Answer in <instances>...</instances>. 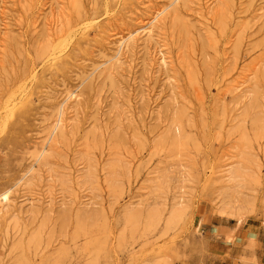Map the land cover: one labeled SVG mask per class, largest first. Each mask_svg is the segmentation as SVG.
I'll list each match as a JSON object with an SVG mask.
<instances>
[{
	"label": "rangeland",
	"instance_id": "rangeland-1",
	"mask_svg": "<svg viewBox=\"0 0 264 264\" xmlns=\"http://www.w3.org/2000/svg\"><path fill=\"white\" fill-rule=\"evenodd\" d=\"M172 1L0 0V264H264V0Z\"/></svg>",
	"mask_w": 264,
	"mask_h": 264
},
{
	"label": "bare ground",
	"instance_id": "bare-ground-1",
	"mask_svg": "<svg viewBox=\"0 0 264 264\" xmlns=\"http://www.w3.org/2000/svg\"><path fill=\"white\" fill-rule=\"evenodd\" d=\"M187 2L186 0H173L171 5H175L176 3L178 4L179 2ZM57 2V1H56ZM58 3V2H57ZM147 4V3H146ZM175 7V6H174ZM167 8H165L164 10H159L156 12L155 16L150 20V22L142 27H140L138 30L134 31V32H131L129 34V36L127 38H124L120 43H119V50L120 52H123L125 49H129L133 43L137 42L140 38L142 37H148L150 40H152L154 38V28L157 27V25L161 22V17L164 13V11H166ZM176 11V10H175ZM174 11V12H175ZM158 30V28H157ZM159 43V42H158ZM152 45V44H151ZM119 53V52H118ZM118 55V54H117ZM121 55V54H120ZM116 57V56H115ZM167 58V57H166ZM164 65H167V61L166 59H163L162 60ZM170 66V65H169ZM71 97V96H70ZM63 114H64V107H62V110L60 112V116L57 120V124L55 125L53 131H52V134L56 133L58 130L61 129V126H62V123H63ZM11 119V118H10ZM49 141V140H48ZM44 153V150L42 151V154ZM43 157V155H40ZM39 156V158H40ZM240 168V167H239ZM238 167H235V168H232L229 170V176L227 179H229V181H236L238 178L241 177V171L239 170ZM241 169V168H240ZM228 185H226L227 187ZM233 186V185H232ZM225 187V185H224ZM223 187V188H224ZM235 187V186H234ZM230 188V187H229ZM232 188V187H231ZM223 190V189H222ZM227 190V188H226ZM225 191V190H224ZM223 192V191H221ZM226 192L225 191V195H226ZM231 192V191H230ZM11 194H12V190L11 188L7 189V190H4L3 192L0 193V206H9L11 203H12V197H11ZM224 195V196H225ZM229 195L227 194V197ZM230 197V196H229ZM225 198V197H224ZM231 198V197H230ZM230 201V200H229ZM226 203V202H225ZM230 204H231V201H230ZM233 204V203H232ZM231 204V206H232ZM26 206V205H25ZM175 206V205H174ZM226 206V204L224 205V207ZM230 206V205H229ZM228 207V206H226ZM236 207V206H235ZM181 209V208H180ZM229 209V208H228ZM15 210V209H14ZM178 211H179V208L176 207L172 213V215L174 216H177L176 214H178ZM181 211V210H180ZM224 212V211H222ZM230 212V210H229ZM233 212V210L231 211V213ZM234 212H235V209H234ZM221 213V211H220ZM225 213V212H224ZM240 213V212H238ZM237 213V215H238ZM228 214V213H227ZM229 215V214H228ZM231 216V214H230ZM243 216V215H242ZM225 217V216H224ZM227 217V215H226ZM234 217V216H233ZM229 218V217H228ZM229 237V236H228ZM250 239V238H249ZM232 240V239H231ZM252 240V239H251ZM253 242V241H252ZM249 243V242H248ZM252 244V243H251ZM250 244V245H251Z\"/></svg>",
	"mask_w": 264,
	"mask_h": 264
}]
</instances>
